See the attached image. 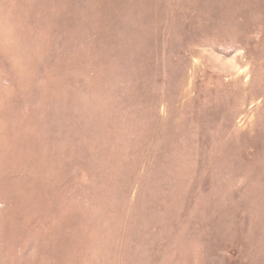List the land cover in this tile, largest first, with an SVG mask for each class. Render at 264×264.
I'll list each match as a JSON object with an SVG mask.
<instances>
[{
  "label": "rangeland",
  "instance_id": "1",
  "mask_svg": "<svg viewBox=\"0 0 264 264\" xmlns=\"http://www.w3.org/2000/svg\"><path fill=\"white\" fill-rule=\"evenodd\" d=\"M0 264H264V0H0Z\"/></svg>",
  "mask_w": 264,
  "mask_h": 264
}]
</instances>
